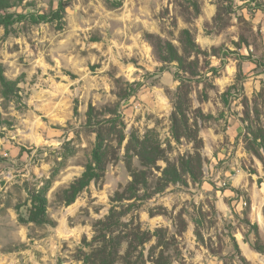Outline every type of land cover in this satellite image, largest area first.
Masks as SVG:
<instances>
[{"label": "rangeland", "instance_id": "1", "mask_svg": "<svg viewBox=\"0 0 264 264\" xmlns=\"http://www.w3.org/2000/svg\"><path fill=\"white\" fill-rule=\"evenodd\" d=\"M196 1L198 12L186 0H70L62 29L0 26V65L18 83L11 99L0 87V264H84L94 224L113 205L124 213L113 235H127L114 264H264L254 248V225L264 241V0ZM57 2L23 0L10 11ZM157 39L191 70L163 61ZM178 99L188 129L177 123L176 138ZM118 100L123 146L130 133L152 130L165 159L135 197L113 202L130 180L122 146L103 179L64 204L62 189L91 158L89 104ZM182 158L193 172L182 170ZM132 164L142 168L137 157ZM168 164L183 180L162 179ZM42 189L49 220L36 224L30 194Z\"/></svg>", "mask_w": 264, "mask_h": 264}, {"label": "trees", "instance_id": "2", "mask_svg": "<svg viewBox=\"0 0 264 264\" xmlns=\"http://www.w3.org/2000/svg\"><path fill=\"white\" fill-rule=\"evenodd\" d=\"M195 7V12H198L196 0H186ZM23 0H0V26L8 28L16 23L30 22L31 24L53 23L57 29L64 28L66 21V9L70 5V0H58L56 7H51L48 11L41 12H17L10 11L11 8L20 7ZM122 0H114L113 6H120ZM185 39V45L196 49V45L191 39L187 29L182 30ZM158 40L160 47V56L163 61L177 62V66L184 70H191V63H187L184 56H181L174 45L169 41ZM164 52V53H162ZM17 79H9L4 68L0 65V87L1 94L5 99H11L17 96ZM138 87L140 83H136ZM119 100L126 98L117 94ZM119 100L113 105H106L101 109H97L94 105L89 104L86 111V127L91 128L95 133V142L91 151V158L85 164L84 170L80 176L74 179L69 186L62 189L59 198L69 205L75 201L78 194L83 191L91 182H99L103 179L107 166L118 159V150L123 146L125 140V123L122 114L119 110ZM183 123V127L188 129V120L184 111L182 102L178 99L175 103V112L172 116V132L176 138L182 135L177 129V123ZM124 162L127 171L130 175V180L122 192H116L112 201L119 202L126 199H131L136 196V192L147 186L149 170L154 167L158 160L165 159V150L153 133L148 130L143 136L136 133H130L124 144ZM261 148L264 151V141L261 143ZM137 157L142 168L134 167L132 160ZM199 163V159H197ZM191 161L182 158L180 165L183 171L193 172L190 167ZM162 179L169 182H177L183 180L181 172L175 164H168L162 171ZM32 208L28 217L29 222L36 224L48 223L47 217V197L45 190L38 193H31ZM124 213H120L113 205L109 213L104 219L97 220L94 224L95 235L93 236L89 253H83L84 264H114L118 257V247L122 238L120 235H113L112 228L119 224V220ZM257 239L254 243V248L264 253V241L258 237L257 226L254 225ZM140 235V233H135ZM141 236V235H140ZM142 238V237H141ZM95 243V244H93Z\"/></svg>", "mask_w": 264, "mask_h": 264}, {"label": "bare ground", "instance_id": "3", "mask_svg": "<svg viewBox=\"0 0 264 264\" xmlns=\"http://www.w3.org/2000/svg\"><path fill=\"white\" fill-rule=\"evenodd\" d=\"M258 219H259V221H262V220H261V216H259V218H258Z\"/></svg>", "mask_w": 264, "mask_h": 264}]
</instances>
